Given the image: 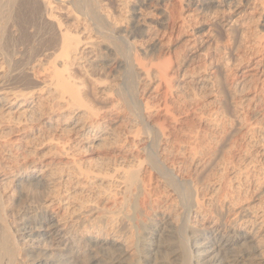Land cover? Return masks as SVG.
I'll return each instance as SVG.
<instances>
[{
  "label": "bare ground",
  "instance_id": "6f19581e",
  "mask_svg": "<svg viewBox=\"0 0 264 264\" xmlns=\"http://www.w3.org/2000/svg\"><path fill=\"white\" fill-rule=\"evenodd\" d=\"M174 236L264 264V0H0V264H161Z\"/></svg>",
  "mask_w": 264,
  "mask_h": 264
},
{
  "label": "rangeland",
  "instance_id": "374dc122",
  "mask_svg": "<svg viewBox=\"0 0 264 264\" xmlns=\"http://www.w3.org/2000/svg\"><path fill=\"white\" fill-rule=\"evenodd\" d=\"M104 3H107V1H104ZM37 23H38V21L36 20H33L32 19V21H30V24L28 25V32L30 33L31 32V34H30V36L32 35V34H36V31H37ZM33 28V29H32ZM219 39H220V41H219V45H221V46H225V44H227L225 47H228L229 45H230V43H229V41H227V38H225L224 37V35L223 34H221V33H219ZM223 35V36H222ZM221 37V38H220ZM226 42V43H225ZM231 42V41H230ZM31 43H32V41H31ZM224 43V44H223ZM32 45H33V43H32ZM212 48H214L215 47V45H214V43H212ZM23 47V46H22ZM22 49H25V47L24 48H22ZM21 49V50H22ZM241 51V49H239L238 51H234V53L236 54L237 52L238 53H242V52H240ZM166 58L167 57H165L164 58V62L165 61H167L166 60ZM232 70H233V68H232ZM225 108H228V106L226 105V107ZM103 151H105L104 149L102 150V148H101V150L100 149H98L97 151H95V153L94 154H92V156L90 155V156H88V157H90L92 160H90L91 162L90 163H92V164H95V162L96 161H99V159L98 158H101L100 156H101V154H103ZM95 159H97V160H95ZM95 161V162H94ZM97 163V162H96ZM209 172V171H208ZM167 237H164L162 240H161V255L160 254H158V255H160L159 256V260H158V262H161V264H164V263H167V264H185V262H186V260H184L183 261V257L181 258V256H174V257H172V256H170L169 257V255L168 256H166V254H165V249L164 248H167L169 245H171V246H173L174 245V248L175 249H180L181 247H182V245H181V247L179 248V246H178V242H179V239H178V237L176 236H174V238L173 237H169V239L167 240L166 239ZM177 238V239H176ZM165 239H166V241H165ZM172 240V241H171ZM168 241V242H167ZM171 241V242H170ZM175 241H177V242H175ZM165 244H164V243ZM168 243V244H167ZM172 243V244H171ZM179 243H181V241L179 242ZM165 245V246H164ZM162 246H164L163 248H162ZM171 252V251H170ZM114 253V254H113ZM153 253H154V251L153 252H151V256H154L153 255ZM99 254H102V256H100ZM99 254H97V255H95V257H96V262L95 263H93V264H102V262H103V260L104 261H106L107 260V258H109V257H111V254H112V257L114 256V257H116L117 256V253H115V252H111V253H106V254H109L108 256L107 255H105V253H99ZM163 254V255H162ZM105 255V256H104ZM162 256V257H161ZM98 257V258H97ZM101 259V260H100ZM126 259V260H125ZM131 259V260H130ZM156 259H158V256H156ZM170 259V260H169ZM185 259V258H184ZM98 260V261H97ZM101 261V263H99L100 261ZM152 260H153V258H152ZM122 264H133L134 263V260L132 259V258H128V256L127 257H123L122 258ZM126 263H125V262ZM175 261V262H174ZM206 261L208 262V260L206 259L205 260V263H206ZM130 262H132V263H130ZM169 262V263H168ZM79 264H82V262L81 263H79ZM84 264H87V262H86V260H85V262H84ZM135 264V263H134Z\"/></svg>",
  "mask_w": 264,
  "mask_h": 264
}]
</instances>
